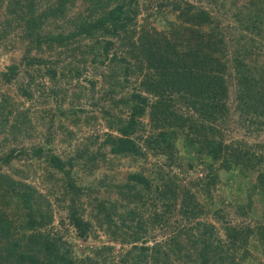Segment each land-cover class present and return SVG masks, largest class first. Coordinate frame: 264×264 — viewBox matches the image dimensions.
Masks as SVG:
<instances>
[{"label": "trees", "instance_id": "obj_1", "mask_svg": "<svg viewBox=\"0 0 264 264\" xmlns=\"http://www.w3.org/2000/svg\"><path fill=\"white\" fill-rule=\"evenodd\" d=\"M209 1L234 24L223 25L188 0H0L3 14L16 24L22 19L32 36L3 78L9 82L31 67L43 68L61 94L47 120L35 114L9 121L11 103L1 93L0 126L12 138L0 143V264H264V141L247 138L264 135V0ZM153 8H167L179 25L164 31L138 25V13ZM50 20L56 30L40 32ZM42 45L56 46L63 60L30 54ZM87 68L85 88L77 80ZM93 72L103 87H95ZM73 80L77 91L62 107L68 96L62 83ZM29 85L19 87L26 99L32 96ZM84 89L88 100L81 96ZM82 97L107 131L71 156L56 153L57 120L67 118L76 127L96 121L97 115L81 119L84 111L75 103ZM45 122V139L36 142L37 124ZM73 136L66 131L61 140ZM184 148L189 155L180 153ZM149 153L185 174L184 182L160 166L145 167ZM202 156L207 160L198 167ZM80 158L88 175L102 169L89 183L73 175ZM114 159L133 166L119 180L109 173ZM36 176L49 194L60 183L63 232L85 240L101 231L129 248L116 261L110 244L83 247L78 254L51 225L50 203L29 181ZM232 178H238L244 201H226L218 192ZM253 195L260 216L250 211ZM155 229L162 238L149 245Z\"/></svg>", "mask_w": 264, "mask_h": 264}, {"label": "rangeland", "instance_id": "obj_2", "mask_svg": "<svg viewBox=\"0 0 264 264\" xmlns=\"http://www.w3.org/2000/svg\"><path fill=\"white\" fill-rule=\"evenodd\" d=\"M53 0H49V3H52ZM191 1L194 4L202 5V7L209 10L214 17H218L221 19L223 25H233L231 19H228V12L223 11L219 5H215L212 1L209 0H188ZM46 4V5H47ZM158 10V9H157ZM154 8L152 10L147 11H140L138 13V16L136 18V22L138 25L148 23L149 25L153 26L156 31H164L169 27L172 26H178L179 22L177 23V17L174 13H171L167 10V8L162 9L157 12ZM229 11V10H227ZM226 12V13H225ZM38 10L34 12V15H37ZM5 18L9 21V25H6L4 28L1 26V23L6 24ZM13 22L11 20V17L6 16L3 14V9L0 10V96L1 93L4 94V98L11 103L9 107H12V112L9 114L8 118L9 121L13 120L15 116H23L27 115V117H30V119H33V115H43V117L47 120L49 113L53 112V109L55 105L58 104L59 99L61 98V94L58 92V82H53L52 80L48 79L45 75L41 74V71H43V68L39 66L33 68L31 67L27 72L23 74H18L16 78L12 79L11 81L7 82L3 78V73L6 72L7 66L12 63H17L20 58L25 54V52L28 49L30 38L32 37L31 34H28L27 31H25L24 24L22 19L17 22ZM175 23V24H170ZM54 22L52 20L46 21L42 23L40 26V32L45 31H55L54 28ZM57 47L53 46V48H46L44 45L40 46L38 50L35 48L30 49V54L34 55L36 57H41L45 59H49V61H62L63 57L61 54H57ZM91 70H84L79 77L78 84L84 86L87 88V82L85 81L86 77H90ZM93 76H95V79L97 81L95 87H103L104 84L101 81L100 75H98L96 72L92 73ZM32 76V78H30ZM73 80L71 83H62V87L66 90V102L62 104V107H65L68 100L70 99V96L74 95V92L77 91L75 89V82ZM30 92L32 93V96L30 99H26L23 96L19 94V87L22 89L25 85L29 84ZM74 84V86H73ZM95 88V89H96ZM52 91H56L55 93ZM81 92V91H80ZM82 95L87 96V100L89 97V93L86 89L82 90ZM94 97L98 95V93L93 94ZM85 97L80 98L75 105L83 109V113L81 114V119L84 117H87L88 115H97L95 117L96 121L89 120L88 126H78L71 124V122L67 118H60V120H57V123L60 122L61 128L57 129L55 132V135H53V148L56 153H62V155H72V153L75 151L76 148H83V145L87 143L88 141H93L92 136L95 134H100L102 132L107 131V129L103 126V122L101 118L99 117V114L97 112V109L94 108L90 101H87ZM6 109V108H5ZM4 109V110H5ZM28 110V112H25V110ZM49 110V111H47ZM91 110V112H89ZM12 122V121H11ZM32 123H36L35 120L32 121ZM236 129H238V126H236ZM6 130L3 134H0V143L1 141L6 143L11 139L9 129L6 126L1 125L0 131ZM36 132L38 133V136L35 137L36 142H42L45 139L46 136V130H47V123L44 124L38 123L36 127ZM73 132L74 136L71 137L69 141L61 140V134H64L65 132ZM239 131V130H238ZM9 133V134H8ZM239 133H242V131H239ZM261 134L255 136L253 134L249 135L247 138L251 142L254 141H264V135ZM25 144L29 143L28 139H24ZM100 141V138L97 140V142L93 143V146L91 148H95ZM91 143V142H90ZM8 145L10 143L8 142ZM180 144L176 145L178 147ZM180 147V146H179ZM74 150V151H73ZM1 151V150H0ZM182 155H189L186 148L179 150ZM206 157L202 156L200 157L197 166L200 167L202 164V161H206ZM84 159L80 158V160L74 162L72 172L73 175L78 179V181H83L84 183H89L93 179L97 178V176L100 174L101 170L100 167L96 171V173L92 175H88L84 168L83 163ZM120 162L122 164L119 165L118 160H112V163L114 164L113 167L110 168L109 173H113L116 180H119L123 177L124 173L132 168V164H128V161L125 159H121ZM164 162H167L163 157L161 156H155L154 154L149 153L148 154V160L147 163L144 165L145 167H151L155 168L156 166H160L163 168V170L169 171V173L174 177L176 181L179 183L184 182L185 180V174H182L180 171L173 167L165 166ZM17 164V162L15 163ZM154 165H156L154 167ZM108 172V170H106ZM37 174L39 171L36 172ZM193 174V172H192ZM195 175L200 176L199 172L197 170L195 171ZM254 174H251L249 178L247 179V183L253 181ZM227 184H222L221 189L220 186L218 188V192L220 195H223L225 197V200L227 201H235V202H241L243 200V196L239 194L236 188V183L238 182V178L235 179H227ZM34 185L43 193V195L46 196L50 203V209L52 213V223L51 225L56 231H59V233H63V238H65L67 241H70L73 244V250H77V253L80 254L83 247H89L90 245L100 246V245H106L110 244L114 247L112 252L110 253L113 256L114 261L117 260L118 254H122L126 249L129 248V245L126 244H119L118 241H111L109 238L102 233L101 231L97 232V237L94 239L92 237L87 238L85 240L78 239L73 237V234H68L63 232L64 228H66V217H65V210L64 207L66 205V202L62 201V197L65 196L64 193L59 192V185L55 184L53 187L49 189L51 193L49 194L45 188L39 183V178L36 176L34 179H29ZM244 185V184H243ZM253 202L250 207V211L256 214L257 216L261 214V204L257 201L256 196H252ZM219 200V198L215 197L214 202ZM60 220L63 222L62 226L60 225ZM208 220H211L208 218ZM154 238L149 234V238L147 240V244H152L155 240H159L162 238L159 235L158 229H155L153 231ZM250 251L253 250V247L249 248ZM85 251L84 253H86ZM257 254V253H255ZM120 260V258H119Z\"/></svg>", "mask_w": 264, "mask_h": 264}]
</instances>
